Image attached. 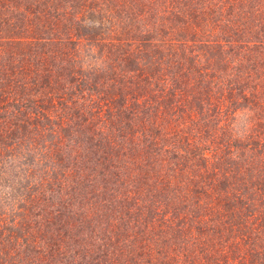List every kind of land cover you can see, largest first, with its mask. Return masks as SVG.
Instances as JSON below:
<instances>
[{"label": "trees", "instance_id": "trees-1", "mask_svg": "<svg viewBox=\"0 0 264 264\" xmlns=\"http://www.w3.org/2000/svg\"><path fill=\"white\" fill-rule=\"evenodd\" d=\"M0 264H264V0H0Z\"/></svg>", "mask_w": 264, "mask_h": 264}]
</instances>
